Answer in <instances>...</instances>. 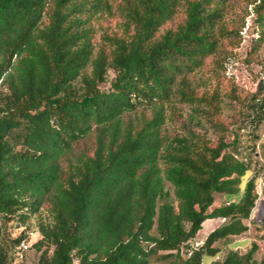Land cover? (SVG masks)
Wrapping results in <instances>:
<instances>
[{
	"label": "trees",
	"instance_id": "obj_1",
	"mask_svg": "<svg viewBox=\"0 0 264 264\" xmlns=\"http://www.w3.org/2000/svg\"><path fill=\"white\" fill-rule=\"evenodd\" d=\"M231 1L0 0V264L32 219L36 264H264L256 241L215 245L248 230L258 197L220 93L199 89ZM247 3L263 38L264 0Z\"/></svg>",
	"mask_w": 264,
	"mask_h": 264
},
{
	"label": "rangeland",
	"instance_id": "obj_2",
	"mask_svg": "<svg viewBox=\"0 0 264 264\" xmlns=\"http://www.w3.org/2000/svg\"><path fill=\"white\" fill-rule=\"evenodd\" d=\"M256 4L247 3V0H232L225 10V23L229 29L228 36L222 38L220 50L207 59L206 66L201 71L203 80L200 91L216 89L222 97V110L220 117L228 128V138L238 136L240 152L250 160V170L244 177L241 187L247 179L256 177V191L258 194L251 217L246 223L249 228L240 236H231L215 243L220 248L227 250L238 244V248L246 251L251 242L256 241L259 249L255 257L264 262V119L253 122L256 113L255 103L264 97V34L259 37L260 25L257 21ZM181 18V17H180ZM179 18V19H180ZM120 18H107L102 20L110 31L117 30V21ZM102 30L98 33L100 36ZM114 73L107 70V80L103 87H108ZM189 106L183 105L184 115L189 112ZM216 138V134H212ZM224 201L222 193L215 194L213 207L219 206ZM223 218H210L203 222V227L198 231L194 243H202L206 232L214 222L221 224ZM26 229L24 243L17 247L19 250L14 255L15 264H36L41 251L33 243L40 237L36 230V220L30 221ZM25 226L12 227L11 236H17ZM211 257L204 255V264H209ZM151 264H161L156 259Z\"/></svg>",
	"mask_w": 264,
	"mask_h": 264
},
{
	"label": "crops",
	"instance_id": "obj_3",
	"mask_svg": "<svg viewBox=\"0 0 264 264\" xmlns=\"http://www.w3.org/2000/svg\"><path fill=\"white\" fill-rule=\"evenodd\" d=\"M218 225H216L214 222L210 225V227H209V230L205 233L206 234V236H207V234L209 233V232H211L215 227H217ZM206 236H204V237H206ZM238 244H240V243H237V245L236 246H238ZM233 247H235V244H234V246Z\"/></svg>",
	"mask_w": 264,
	"mask_h": 264
},
{
	"label": "built area",
	"instance_id": "obj_4",
	"mask_svg": "<svg viewBox=\"0 0 264 264\" xmlns=\"http://www.w3.org/2000/svg\"><path fill=\"white\" fill-rule=\"evenodd\" d=\"M199 244H201V243L196 242V243H194V246H198ZM22 245H23V247H25V248H27V247L29 246L28 244L24 243V241H22Z\"/></svg>",
	"mask_w": 264,
	"mask_h": 264
}]
</instances>
